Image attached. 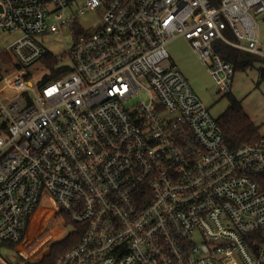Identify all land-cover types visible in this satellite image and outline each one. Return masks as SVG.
I'll return each instance as SVG.
<instances>
[{"label": "built area", "instance_id": "2783aa9c", "mask_svg": "<svg viewBox=\"0 0 264 264\" xmlns=\"http://www.w3.org/2000/svg\"><path fill=\"white\" fill-rule=\"evenodd\" d=\"M263 12L264 0H0V33H18L0 44V243L23 238L45 189L80 233L55 264H264V132L229 147L166 51L187 40L229 92L219 45L264 57ZM62 30L68 71L33 84L39 35Z\"/></svg>", "mask_w": 264, "mask_h": 264}, {"label": "rangeland", "instance_id": "374dc122", "mask_svg": "<svg viewBox=\"0 0 264 264\" xmlns=\"http://www.w3.org/2000/svg\"><path fill=\"white\" fill-rule=\"evenodd\" d=\"M63 14H65L64 11L59 12V16ZM100 15V11L86 12L79 20L80 25L84 28L91 27L100 22ZM58 18L53 16L52 21ZM256 19L259 26V41L264 45V12L256 14ZM17 35L18 33H0V44H3L5 39L12 40ZM38 38L47 53L59 55L58 57L64 55L73 40L69 30H62L54 35L41 34ZM166 51L187 79L193 93L208 109L209 114L215 119L218 118L229 104L227 92L220 91L219 84L214 81L206 66L197 58L188 41L183 38L173 40L166 46ZM254 65V67L234 71L229 94L240 100L242 110L248 115L251 123L257 126L259 135H261L264 132V78L260 79L259 76L257 68L260 64L255 63ZM24 69L29 73L30 80L35 85L49 72L43 60L27 65ZM146 98L145 92H139L137 96L126 102V106L132 107L137 101H143ZM58 215L65 218L63 214L58 213L56 201L49 192L42 189L38 206L25 221L24 236L17 244V248L0 245V264H24V262L40 260L47 252L49 245L59 242L67 235V230L72 228L69 222L60 225L61 218ZM54 227L59 230L58 233L51 230Z\"/></svg>", "mask_w": 264, "mask_h": 264}, {"label": "trees", "instance_id": "16d2710c", "mask_svg": "<svg viewBox=\"0 0 264 264\" xmlns=\"http://www.w3.org/2000/svg\"><path fill=\"white\" fill-rule=\"evenodd\" d=\"M225 33L227 37L232 38L229 33L226 31ZM219 49L222 59L232 65L233 71L254 67V64L258 63L260 64L257 68L260 79L264 78V58H260L259 56L252 53L249 54L234 47L232 48L224 43H220ZM41 60H43L49 72L39 80L38 86L51 82L55 80V78L58 77L61 72L68 71L65 67H56V64L59 62V58L55 54L53 55L50 53H44ZM226 94L229 104L217 118L218 126L225 137L226 143L229 147H236L237 145L252 143L259 137L257 126L251 123L248 115L242 110L240 100L233 98L229 92ZM58 217L61 218L60 225L69 222L65 216V218L61 217V215H58ZM79 235V231L75 228V230L69 232L64 238L59 240V242L50 244L47 252L40 260L35 262H24V264H55L56 260L64 251L76 244ZM20 241L21 239L11 243L3 242L0 243V245H5L9 248H17V244Z\"/></svg>", "mask_w": 264, "mask_h": 264}, {"label": "crops", "instance_id": "0c3cea01", "mask_svg": "<svg viewBox=\"0 0 264 264\" xmlns=\"http://www.w3.org/2000/svg\"><path fill=\"white\" fill-rule=\"evenodd\" d=\"M178 38H180V37H178ZM178 38H175V39H173V40H176V39H178ZM173 40H172V41H173ZM170 42H171V41H170ZM170 58H171V57H170ZM171 60H172V59H171ZM172 63H173V62H172ZM173 65H174V67H176L174 63H173ZM176 68H177V67H176ZM177 69H178V68H177ZM178 70H179V69H178ZM179 71H180V70H179Z\"/></svg>", "mask_w": 264, "mask_h": 264}]
</instances>
